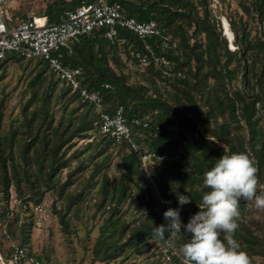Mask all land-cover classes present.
<instances>
[{"label":"trees","instance_id":"obj_1","mask_svg":"<svg viewBox=\"0 0 264 264\" xmlns=\"http://www.w3.org/2000/svg\"><path fill=\"white\" fill-rule=\"evenodd\" d=\"M80 4L54 0L43 16L49 24L60 23L66 11ZM121 4L127 16L156 20L177 40L178 53L170 51L166 57L182 76H166L153 58L141 67L135 54L145 53L144 44L128 31L120 35L126 43L111 42L103 30L85 35L65 61L83 69L82 87L102 91L105 111L121 107L129 123L149 118L147 129L133 132L142 147L145 143L144 151L158 155L156 168L147 176L138 154L102 134L95 106L60 81L46 62L7 54L0 59V85L12 63L23 67L25 62L27 99L13 117L0 87V264L10 262L19 249L27 258L50 261L47 253L33 250L31 240L33 229L40 227L33 207L51 192L60 203L53 211L67 237L76 232L73 220L91 223L88 238L96 231L90 264H182L178 247L187 234L171 244L167 233L162 240L152 235L153 227L167 224L158 196L176 206L179 194L190 196L191 203L180 206L187 224L202 202L203 173L223 154L234 152L253 158L264 190V0H220L234 49L211 0ZM113 158L123 168L119 179L107 173ZM239 203L234 238L251 264H264V210L254 201ZM11 230L18 243L7 247ZM152 243L159 245L158 259L138 262ZM165 244L171 246V262L159 251Z\"/></svg>","mask_w":264,"mask_h":264},{"label":"built area","instance_id":"obj_2","mask_svg":"<svg viewBox=\"0 0 264 264\" xmlns=\"http://www.w3.org/2000/svg\"><path fill=\"white\" fill-rule=\"evenodd\" d=\"M8 1L0 0V59L7 54H16L26 60H42L46 62L56 77L73 90L79 91L81 97L93 104L101 114L100 132L113 139L118 144H126L133 153L141 158L143 172L150 176L155 170V160L158 155L149 150H143L133 132V129H147L150 125L149 118H134L129 123L121 107L105 111L104 98L101 90L90 91L82 87L83 69L69 65L65 58L74 52V47L80 39L96 30H103L104 36L111 42L120 40L126 43L127 38L121 37V31H128L136 35L144 44V52L135 54L141 67H146L150 58L160 63L165 68V75L182 76L176 71L166 53H178V42L167 34L166 28L156 20L141 22L134 17L127 16L123 11L121 0H81V4L73 10L65 12L63 21L49 24L46 16L12 17L8 11ZM212 12L220 23L223 34L228 20L221 15L220 0H211ZM150 40H156L155 46ZM233 40L230 45L232 46ZM161 51L159 55L157 50ZM234 49V48H233ZM109 85H104L108 89ZM158 202L169 208L180 209L182 223L185 221L184 210L158 196ZM33 212L39 226L44 225L49 219V207L43 202L33 207ZM2 222L0 221V228ZM159 251L167 262L172 261L171 246L161 245ZM27 252L19 249L17 254L6 263L2 264H47L43 259L27 258ZM2 260V259H1Z\"/></svg>","mask_w":264,"mask_h":264},{"label":"clouds","instance_id":"obj_3","mask_svg":"<svg viewBox=\"0 0 264 264\" xmlns=\"http://www.w3.org/2000/svg\"><path fill=\"white\" fill-rule=\"evenodd\" d=\"M200 190L199 211L187 224L182 223L179 208H169L163 213L167 224L153 227V237L162 240L167 233L171 244L182 233L187 234V241L178 247L182 264H251L234 237L241 199L254 201L257 208L264 209V190L260 189L253 158L245 152L223 154L203 173ZM177 199L180 206L191 203L188 195L179 194Z\"/></svg>","mask_w":264,"mask_h":264},{"label":"rangeland","instance_id":"obj_4","mask_svg":"<svg viewBox=\"0 0 264 264\" xmlns=\"http://www.w3.org/2000/svg\"><path fill=\"white\" fill-rule=\"evenodd\" d=\"M54 0H9L8 11L12 17H33L43 16L46 11L47 5ZM19 14V15H17ZM17 15V16H16ZM231 46V45H230ZM233 49L234 46L232 45ZM26 65L24 62L23 67ZM32 63L30 67H32ZM22 66L12 63L9 67L8 74L0 87H4L7 99V113H11V116L19 114L20 104L27 99L25 93L26 81L24 79L26 75L25 69ZM81 145V144H80ZM143 147L146 148L145 143ZM66 172L63 173V179L66 177ZM107 173L115 179H119L123 173V168L118 164L116 159L111 160V166L107 170ZM94 197V193L90 194V198ZM57 196L54 193H49L47 199L44 201L49 207L48 221L40 227L33 229L31 245L33 250L38 253H47L50 261L47 264H90L88 252L92 247L96 231L88 238L86 229L91 227V223H82L78 220L72 221V226L75 227V234L67 237L62 232L58 218L53 211V205L59 208V202H57ZM2 203L0 202V207ZM264 210V209H263ZM10 242H7V247L10 244H17L18 239L13 230L10 231ZM158 247L159 245L152 243L150 250L145 255L141 256L138 262H149L158 259ZM101 264V263H97ZM116 264V263H111Z\"/></svg>","mask_w":264,"mask_h":264},{"label":"bare ground","instance_id":"obj_5","mask_svg":"<svg viewBox=\"0 0 264 264\" xmlns=\"http://www.w3.org/2000/svg\"><path fill=\"white\" fill-rule=\"evenodd\" d=\"M230 28H231V27H230ZM230 28H229L228 25L226 24L225 31L227 32V35H229V36L232 35V32H231Z\"/></svg>","mask_w":264,"mask_h":264},{"label":"water","instance_id":"obj_6","mask_svg":"<svg viewBox=\"0 0 264 264\" xmlns=\"http://www.w3.org/2000/svg\"><path fill=\"white\" fill-rule=\"evenodd\" d=\"M227 38H228L229 42L231 43V41L234 39L233 33L231 36L228 35Z\"/></svg>","mask_w":264,"mask_h":264}]
</instances>
